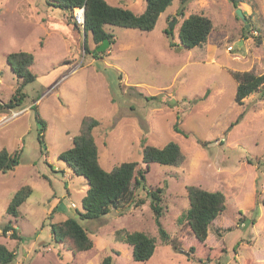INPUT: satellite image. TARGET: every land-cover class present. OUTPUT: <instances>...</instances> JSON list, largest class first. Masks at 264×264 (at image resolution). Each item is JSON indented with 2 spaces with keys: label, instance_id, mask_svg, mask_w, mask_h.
I'll use <instances>...</instances> for the list:
<instances>
[{
  "label": "rangeland",
  "instance_id": "1",
  "mask_svg": "<svg viewBox=\"0 0 264 264\" xmlns=\"http://www.w3.org/2000/svg\"><path fill=\"white\" fill-rule=\"evenodd\" d=\"M105 1L135 14L145 6L144 0ZM180 2L173 0L150 32L107 26L114 43L94 57L90 35L85 51L83 30L75 29L69 11L49 0H0V150L14 157L12 169L0 172V244L15 253L14 264H100L107 256L112 264H264V96L256 92L239 105L232 76L244 71L264 76V0L236 1L245 22L228 0H189L178 16ZM28 4L36 19L31 20ZM191 14L211 20L207 41L191 49L169 47L170 41L178 44L179 26ZM19 50L33 55L29 71L36 78L20 89V104L8 110L5 104L21 79L6 55ZM34 106L46 123L43 146ZM85 116L98 121L92 135L105 171L141 162L144 147L169 142L179 146L183 161L149 164L141 187L131 184L142 204L125 203L105 216L79 221L93 247L73 254L51 238L50 223L81 211L87 182L58 156L71 147ZM189 185L221 191L226 199L202 244L179 221L189 208ZM23 186L32 188V195L17 217L10 216L6 208ZM156 189L161 227L182 252L160 240L147 194ZM9 222L19 239L2 235ZM117 230L153 237L150 259L134 261ZM190 247L194 260L187 258Z\"/></svg>",
  "mask_w": 264,
  "mask_h": 264
},
{
  "label": "trees",
  "instance_id": "2",
  "mask_svg": "<svg viewBox=\"0 0 264 264\" xmlns=\"http://www.w3.org/2000/svg\"><path fill=\"white\" fill-rule=\"evenodd\" d=\"M51 6L65 9L71 13L75 7L84 6V50H87V37L90 35L95 48L107 39L110 44L114 43V36L104 30L105 26H114L123 29H135L141 32H150L154 29L160 16L172 3L173 0H144L145 8L140 14H135L128 8L112 6L105 0H49ZM189 0H181L178 16H183L184 4ZM237 8V0H228ZM71 18V16H70ZM74 26H76L74 24ZM212 22L203 15L191 14L185 18L178 29V44L169 42V47L174 48L176 45L191 49L207 41L212 31ZM166 38L173 35V29L165 30ZM95 50V49H94ZM97 54H94L96 57ZM6 62L11 71L21 79L20 87L16 90L9 103L5 108L10 110L20 104L23 93L20 89L35 80L36 76L30 73L29 67L34 62V57L26 51L11 52L6 55ZM233 78L236 81L235 101L239 105L250 95L259 92L264 96V76L255 74L251 71L233 72ZM174 106V104H172ZM35 120L40 125L38 132V142L43 146L44 132L46 129L45 121L39 116L37 107H33ZM243 115L237 118V120ZM98 125V121L92 117L85 116L82 118L79 131L72 138V145L69 149L62 152L58 159L64 162L71 172L76 176L85 179L88 185L86 195L81 200V211L75 215L68 214L62 222L50 223V234L54 241L64 243L68 250L73 254L82 251H88L93 247V241L89 238L86 229L80 225L79 221L96 219L100 216L107 215L111 210L122 208L125 203L136 202L131 184L137 188L141 187L145 174L150 163H159L162 165H178L183 161L182 152L176 143L169 142L162 148L146 146L143 150L141 162H124L111 171H105L98 162V151L93 138V130ZM174 130L179 129L174 125ZM46 156V151L41 152ZM17 156V154H15ZM14 157H11L6 149L0 150V172L5 173L12 169ZM142 165V166H141ZM186 194L189 202L188 210L179 218L180 222L190 230L192 235L199 243H204L208 230L212 222L225 209V196L221 191H207L199 186H186ZM32 188L23 186L12 196L6 213L10 216L17 217L19 207L32 195ZM150 200V208L155 215V224L158 235L163 244H170L176 252H182L183 248L180 243L170 237L162 229L159 222L162 216L161 192L160 189L147 193ZM57 206H54L47 219L51 220L56 212ZM229 230V229H228ZM2 235H7L12 239H19L15 229L11 227L10 222L2 230ZM117 239L130 246L132 250V259L136 262H145L152 256L156 241L153 237L148 236L141 231L131 233H122L121 230L116 232ZM236 244L233 252L236 254ZM194 247H190L187 252V258L194 260ZM209 256V255H208ZM15 253L8 250L0 244V264H14ZM100 264H112L109 256L105 257Z\"/></svg>",
  "mask_w": 264,
  "mask_h": 264
},
{
  "label": "built area",
  "instance_id": "3",
  "mask_svg": "<svg viewBox=\"0 0 264 264\" xmlns=\"http://www.w3.org/2000/svg\"><path fill=\"white\" fill-rule=\"evenodd\" d=\"M84 16H85L84 6L75 7L71 11V19H72L73 23L77 27L82 28V30L84 27ZM230 50H231V47L228 48V51H230ZM0 123H2V122H0Z\"/></svg>",
  "mask_w": 264,
  "mask_h": 264
},
{
  "label": "water",
  "instance_id": "4",
  "mask_svg": "<svg viewBox=\"0 0 264 264\" xmlns=\"http://www.w3.org/2000/svg\"><path fill=\"white\" fill-rule=\"evenodd\" d=\"M235 14L236 16L242 20V22H245V17L244 15L242 14L241 10L240 9H236L235 10ZM173 22L170 24L169 26V29H171V26H172ZM248 28V26L246 25V29ZM110 45L109 41L107 39H104L100 45H98L96 48H95V53H100L102 51H104L108 46Z\"/></svg>",
  "mask_w": 264,
  "mask_h": 264
},
{
  "label": "crops",
  "instance_id": "5",
  "mask_svg": "<svg viewBox=\"0 0 264 264\" xmlns=\"http://www.w3.org/2000/svg\"><path fill=\"white\" fill-rule=\"evenodd\" d=\"M107 2V1H106ZM108 3V2H107ZM145 3V2H144ZM109 4V3H108ZM113 6V5H112ZM120 7H124V6H120ZM28 8H29V12H32L31 14H32V16H31V20H33L35 17L33 16V11H32V8H30V6H29V4H28ZM124 8H127V7H124ZM144 8H145V6H144ZM31 9V10H30ZM130 10V9H129ZM143 11H144V9H143ZM142 11V12H143ZM134 13V12H133ZM70 16H71V13H70ZM36 19V18H35ZM39 20H41V18H39ZM73 26H74V23H73ZM75 27V29H77V30H82V28H79V27H77V26H74ZM106 27L107 26H105L104 27V30L106 31ZM83 32V31H82ZM107 32V31H106ZM109 33V32H108ZM114 38V37H113ZM1 119V118H0ZM251 192H249L248 194H247V196H246V198H245V201L244 202H247V201H249L250 200V198H248V196L250 197L251 196V194H250ZM56 202V201H55ZM59 202V201H58ZM256 207L257 206H255L254 208H253V210L254 209H256ZM217 236H219V234H217ZM236 255V254H235Z\"/></svg>",
  "mask_w": 264,
  "mask_h": 264
}]
</instances>
